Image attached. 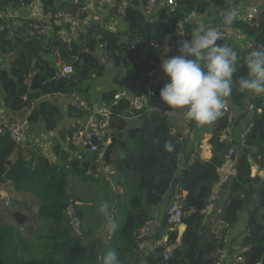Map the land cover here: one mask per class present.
<instances>
[{
    "label": "trees",
    "instance_id": "trees-1",
    "mask_svg": "<svg viewBox=\"0 0 264 264\" xmlns=\"http://www.w3.org/2000/svg\"><path fill=\"white\" fill-rule=\"evenodd\" d=\"M36 1L47 11L74 15L82 12L88 2L0 0V9L19 12ZM148 1L132 0L123 13L119 7L112 10L116 21L125 26L124 31L116 33H108L105 26L99 24L87 35L65 41L59 35L60 28L56 27L44 41L36 34L41 24L23 17L12 20L13 35L8 30L0 33V107L10 116L26 119L28 130L44 125L45 131L52 133L60 127L64 115L56 102L44 100L45 97L70 98L77 93L95 102L93 80L104 77L108 69L117 71L114 88L104 91L99 102L112 111L111 143L101 159L99 154H91L86 160V154L76 152L73 147L68 150L83 155L74 157L67 152L63 148L67 141L66 128L60 130L61 139H56L53 147L58 163L31 153V140L24 147H18L8 135H0V197L4 196L2 190L11 187L17 194L36 199L40 232L44 231L36 238L38 243L32 250L22 231L29 222L27 215L19 211L12 214L16 227L6 223L5 217L0 215V264H98L97 258L113 249L119 253L121 264H215L218 250L230 252L225 239L238 222L239 214L249 209L255 198L257 204L249 211L253 216L248 221L241 246L248 250L242 254L244 261L240 264H264V184L256 187V182L251 180L250 163L256 155L264 156V95L237 92L235 84L236 79L247 74L244 57L252 45H264L263 13L258 11L255 28L240 21L231 25L248 37L245 44H235L229 38L219 43H227L237 51V72L233 77V92L226 98L230 111H224L210 124L214 155L207 161L201 155L193 157V144L173 126L172 117L135 111L126 99L114 105V95L128 87H131V94H135L136 80L152 69L151 63L170 58L169 49L180 47L176 46L175 38L178 24L189 18L192 11L200 18L198 22L209 26L204 18L211 16L213 11L232 8L248 0H233V3L231 0H174V11L161 8L150 19L143 14ZM219 20L215 28L228 26ZM198 25L193 21L186 28L194 33ZM98 31L101 39L96 40L92 35ZM100 48L104 60L96 54ZM66 65H72L73 74L54 77L58 67ZM69 116L72 120L79 117L71 107ZM134 118L140 124L130 127L129 121ZM249 125L252 128L246 137L241 139L239 135L240 140L236 141V133L240 129L244 132ZM197 126L200 127L188 120L191 131ZM165 141L174 143L172 153L164 150ZM231 149L238 150L237 175L220 189L222 211L212 228L204 222L205 211L212 202L214 187L220 181L219 170L226 164ZM103 164L112 168V175L106 173L100 177L97 170ZM75 178L84 182L91 180L92 184L101 180L100 187L97 184L101 192L95 189L94 193L100 200L102 196L108 198L117 223L114 232L104 227L98 215L99 198L84 195L72 201ZM114 187L122 193L117 191L116 194ZM227 191L230 194L224 200ZM169 194L172 202L182 203L186 230L177 245L179 232L168 224L166 211L160 231L150 237L154 242L153 250L144 255L141 244L149 237L140 240L139 230L154 220L155 207ZM70 206L75 209L73 216L69 214ZM73 219L79 221L80 235L73 227ZM169 249L170 256L165 259Z\"/></svg>",
    "mask_w": 264,
    "mask_h": 264
},
{
    "label": "built area",
    "instance_id": "built-area-1",
    "mask_svg": "<svg viewBox=\"0 0 264 264\" xmlns=\"http://www.w3.org/2000/svg\"><path fill=\"white\" fill-rule=\"evenodd\" d=\"M131 2L132 0H108L107 19L109 23L105 25V31L108 33H116L118 31L116 29V17L112 14V10L119 7V11L123 13ZM165 7L170 9L169 12L174 11L175 1L149 0L143 8V14L150 19L156 14V12ZM233 8L237 10V18L234 22L243 21L252 28L258 26V10L247 7V5L243 4L234 5L232 8L217 9L216 12L218 13L219 19L223 20L225 12ZM17 17H23L30 21L40 23L41 29L36 34L38 38L41 40L44 39V41L53 33L56 27L61 30L59 35L65 39V41H69V39L65 38L66 29H70L72 32L79 33L80 35H87L94 26H98L101 23L98 15L94 11L92 2L89 0L84 5L82 12L75 15L64 11H47L40 2L36 1L30 7L19 12H14L9 9H0V33L8 30L9 34L13 35L14 31L12 20ZM194 19L200 21V18L196 15L195 11H192L189 18H186L178 24L177 32L175 34L176 46L180 45V42L183 40L191 39V34L193 33L187 30L186 26ZM219 31L221 33V40L217 41L218 44L228 38L227 32L224 30ZM92 38L96 40L101 39V32L98 31L96 34H93ZM99 51H101L104 55L101 48ZM161 63L162 61L159 63L152 62V69L143 73L137 79L135 94H131V91L128 88L118 91L114 95V105L119 103L121 100L126 99L130 101L131 107L135 111L157 113L161 116L171 118L173 112L172 114H169L168 111H170V109L160 99V91L164 85L168 83V80H163L162 82L164 73L160 67ZM72 74V65H66L61 68L58 67V71L54 74V77H69ZM68 106L74 109L78 113L79 117L72 120L66 127V149L68 150L69 147H73V150L78 152L103 155L105 149L111 143L109 131L112 119L111 109L95 102H89L77 93L70 97ZM250 110H253L252 106L250 107ZM224 111H230L227 103ZM251 128L252 125H249L245 131L241 133L240 138L244 139L248 132H250ZM27 130L28 121L26 119L10 116L6 112H0V135H8L18 147H24L27 143H29L30 137ZM173 132L176 133V129H174ZM200 151V148L194 149L193 157L200 155ZM236 155V150L231 149L227 156V161L233 160ZM251 180H257V169L252 166ZM7 205L9 204L7 203ZM72 211L73 213L69 214L73 216L74 210ZM167 218L168 224L174 229H178L184 225L185 212L181 201H174L169 205L167 209ZM74 221L77 222V219H73V224ZM149 236L150 229L148 226H144L139 230L140 240L146 239ZM247 250L248 248H243L237 255H231L227 249L218 250L215 256V264H224L230 259H233L234 262L238 264L243 263L244 259L242 254ZM169 256L170 252L167 251L165 253V259H168Z\"/></svg>",
    "mask_w": 264,
    "mask_h": 264
},
{
    "label": "clouds",
    "instance_id": "clouds-1",
    "mask_svg": "<svg viewBox=\"0 0 264 264\" xmlns=\"http://www.w3.org/2000/svg\"><path fill=\"white\" fill-rule=\"evenodd\" d=\"M237 10L229 9L223 16L224 25H232ZM221 33L201 22L190 40L180 42V55L165 58L160 65L168 83L160 91L161 101L170 109L181 110L185 119L200 126L210 125L224 113L226 98L233 92L238 53L227 43L218 44ZM247 74L236 79V91L255 96L264 95V45L253 47L244 57ZM164 150L172 153L175 145L165 141ZM104 227L114 232L117 223L109 204L98 209ZM98 264H121L113 249L97 258Z\"/></svg>",
    "mask_w": 264,
    "mask_h": 264
},
{
    "label": "crops",
    "instance_id": "crops-1",
    "mask_svg": "<svg viewBox=\"0 0 264 264\" xmlns=\"http://www.w3.org/2000/svg\"><path fill=\"white\" fill-rule=\"evenodd\" d=\"M89 1L92 2L93 7H94V11L95 12L97 11V13H96L97 15H98V11H102V10L105 12V14L107 13V11H108V0H89ZM230 2L233 3V0H231ZM243 5H247V7L255 8L260 13H263V23H264V4L252 3V4L248 5V4L244 3ZM232 7H234V5H232ZM206 18H207V22L209 23V26H212V27H214L220 21L219 17H218V13L216 11H213L212 15L209 17H206ZM240 22H243V21H240ZM124 28H125V26H123V29ZM219 30H221V31L224 30L225 32H227L228 37L230 39H235L236 43H238V44H239V42H242V41H249L248 37L244 34V32L239 28H235L234 26L230 25V26H227L225 28H221ZM65 38L69 39V36L66 35ZM240 45H243V43H241ZM168 52H169L168 55H170V58L180 55L179 47L170 48ZM97 56L101 60H103V58H104V55L102 54L101 51H99L97 53ZM99 80L100 79H98L97 82L94 83L96 86L93 90V96H94L93 100L94 99L97 100L98 98L100 99L101 94L103 93L101 91V88H100L101 83ZM163 80L164 81L168 80V78L165 76V74L163 75L162 82H163ZM113 88H114V85L109 90H111ZM128 89L131 91V87H128ZM47 99H49L53 102L58 101V106L64 115V119H63L62 123L60 124V127L58 128V130H56L52 133L46 132L42 125L35 126V127L32 126L29 129V137H30V140H31V138L34 139V144L37 147L40 148V146L43 144L42 147L45 148L44 151L42 150L44 155L52 156V157H46V158L50 162L54 163V162H56L54 160H56L57 158H56L54 152H52L53 151L52 144H56V139H58V140L61 139L60 130L62 128H66L68 126V124L72 121L73 118H71L69 116V106L68 105H69L70 98H66V97H62V96H56L53 98H47V97L44 98V100H47ZM0 112H6V111H3V109H1V107H0ZM259 113H260V111H259ZM170 120H171V123L173 124V126L183 136V138L186 141L193 144V147H192L193 150L196 148H200V150H201L200 155L207 161H210L213 158L214 154H213L212 147L210 145V140L212 138V136L209 132L211 129L210 125H204V126H200V127L197 126V127H195V129H193L191 131V129L188 127V120L185 119L183 112L181 110H173V115H172V118ZM139 124H140V122L136 118L131 119L129 121L130 127H136ZM241 132H242V129H240L238 131V133H236V135H235L236 141L240 140L239 135H241ZM40 133L42 134L43 137H48V136L51 137V139L49 138V140L51 142L48 140L50 143L49 147L44 146L45 145L44 141L42 142L41 139L39 138V135H38ZM34 134H35V136H33ZM51 148H52V151H51ZM63 148L66 149L65 145ZM40 151H41V148H40ZM66 151L71 153L73 156L75 155L74 153L68 151L67 149H66ZM76 152H78V151H76ZM236 154L237 155L235 156V158L233 160L227 161L226 164L219 170L220 181L218 183H216L214 190H213V195L211 198L212 202H211L210 206L205 211L206 218H205L204 222L210 224L212 228L215 226L216 219L222 211L221 205L219 204V203L223 202V201H219L220 200L219 199L220 198L219 197L220 189L225 182H227L230 178L235 177L237 175L236 162H237V158H238V150H236ZM100 159H101V157H100ZM181 160H183V157ZM250 163H251L252 167H255L257 169V180L255 181L256 187L263 185L264 184V156H262L260 154L256 155L254 157V159H250ZM182 164H183V161H182ZM114 189H115V187H114ZM116 190L117 189H115V191ZM117 191H118L117 193H122L120 190H117ZM229 194H230V191H227L224 194L223 199L224 200L227 199ZM185 196H186V193L183 194V197H185ZM243 196L244 195L242 194L241 197H243ZM172 201H173L172 197L169 194L165 197V199L161 205L155 207V209H154V220L148 225V228L150 229V236L145 242H143L141 244V249L144 247L148 251V253H146L145 255H148L153 250V243L154 242L152 239H150V237L154 236L156 233H158L160 231V228L164 222L165 213H166L169 205L172 203ZM216 203H218V204H216ZM77 204H79V203H77ZM256 204H257V199L255 198V200L252 203V206L249 207V209H246L239 214L238 222L231 229V231L228 233V235L225 239L226 245L228 246L231 255H237L241 251L242 242L246 238L248 221L253 216V214H250L249 211ZM177 230L179 232V238H178L177 245H179L181 238H182V236L186 230V226L183 225L182 227L178 228ZM166 241H167V237L164 238V242H166ZM168 252H170V249L168 250ZM212 255H214V254H212ZM224 264H238V263L234 262L233 259H230V260H227Z\"/></svg>",
    "mask_w": 264,
    "mask_h": 264
},
{
    "label": "rangeland",
    "instance_id": "rangeland-1",
    "mask_svg": "<svg viewBox=\"0 0 264 264\" xmlns=\"http://www.w3.org/2000/svg\"><path fill=\"white\" fill-rule=\"evenodd\" d=\"M252 3H261V4H264V0H248L246 2V4H252ZM251 8V7H250ZM97 13V11H96ZM98 18L100 19V21H102L100 24L102 25H106L107 23H109L108 19H107V13L105 14V12L102 10V11H98ZM205 21H207V18H204ZM195 23V25H198L200 22H198L196 19L192 20L191 22ZM202 21V20H201ZM116 24H117V27L116 29L118 31H124L123 29V26L124 24L121 22V21H116ZM65 34L67 36H69V39L71 38H79L80 34L79 33H76V32H72L70 29H66L65 30ZM229 38V37H228ZM230 39V38H229ZM236 44V41L235 39H233ZM246 41H242V42H239V44L243 43L245 44ZM238 44V43H237ZM117 75V71L115 70H112V69H108L107 73L104 75V77L100 78V88H101V91L104 92V91H107L109 90L114 84V77ZM98 80V79H97ZM96 79H94L93 81L94 82H97ZM136 83H137V80H136ZM95 84H93V90L95 88ZM99 87V86H98ZM101 92V93H102ZM94 98V96H93ZM96 101V103L99 104L100 102V99L98 98L97 100L94 99ZM58 104V101H54ZM60 105V104H59ZM22 118V117H21ZM43 128L45 129L44 125H42ZM29 131V130H28ZM36 133V132H35ZM29 134V132H28ZM37 134V133H36ZM39 135V138L41 139V141L45 143L44 146L46 147H49V138L51 139L50 136L48 137H43L42 134H38ZM37 135V136H38ZM35 136V134L33 135ZM49 140V141H48ZM31 142H32V145L29 146V149H30V152L31 153H35L37 155L40 154V156H43V157H52L50 155H44L43 151H44V147H42V145L40 146L41 148V151H40V148L39 147H36L34 145V139L31 138ZM51 142V141H50ZM48 145V146H47ZM54 147V144H52V148ZM52 148H51V151H52ZM43 150V151H42ZM54 152V150L52 151ZM76 156H81L83 154H78V153H75L73 152ZM55 154V153H54ZM86 155H84V159H89L91 157V154L90 153H85ZM99 157L102 158V155H99ZM83 159V157H82ZM56 161L57 163L59 162L58 159L54 160ZM98 174H100V177H103L104 174H108V175H112L113 174V171H112V168L111 167H107L105 166L104 164L101 165L98 170H97ZM109 172V173H108ZM89 174H91V172H89ZM80 178V177H79ZM79 178H75V189L73 190V192L71 193V196H72V201L73 200H76L78 197H83L84 195H89V198L91 199H94V197L97 199L99 198V195H96L95 196V191L98 190L99 188H97V184L99 185L100 187V183L101 180H99V182L97 181L96 184H92L90 181L91 180H88L87 182H84L83 180L79 179ZM96 189V190H95ZM102 188L100 190H98L97 192H101ZM117 192V190L115 191V193ZM3 193V197L1 198L0 197V215H3L6 219V223L12 225V226H17L12 214L16 211H19L25 215H27L28 219H29V222L28 224L22 229L23 233L25 234V236L27 237V239L30 241L29 242V245H30V248L33 250V247H36L35 245H37L36 243H38V240L36 239L40 234H43V232H40V220H38V201L34 198H32L30 195H26V194H17L14 192V190L11 188V187H6L4 190L1 191V194ZM117 194V193H116ZM115 194V195H116ZM103 199L100 200V198L98 199L97 201V204H100L102 203V201H105L107 202L108 201V198L106 196H102ZM71 201V202H72ZM7 203L9 205H7ZM77 204V203H76ZM110 208V206H109ZM69 213H73L72 210H75L74 207H71L69 208ZM111 211V210H110ZM111 213H113V211H111ZM98 215L100 216V214L98 213ZM74 229H77V232H78V228H79V221L77 220V222L74 221ZM29 231V232H27ZM30 233V234H29ZM78 234L80 235L81 234V231L78 232ZM109 237V235H108ZM108 237H106V239L108 240ZM142 251L144 253V255L146 253H148V251L143 247L142 248ZM33 251H31L30 253L32 254Z\"/></svg>",
    "mask_w": 264,
    "mask_h": 264
},
{
    "label": "water",
    "instance_id": "water-1",
    "mask_svg": "<svg viewBox=\"0 0 264 264\" xmlns=\"http://www.w3.org/2000/svg\"><path fill=\"white\" fill-rule=\"evenodd\" d=\"M255 47V45H252V48Z\"/></svg>",
    "mask_w": 264,
    "mask_h": 264
}]
</instances>
